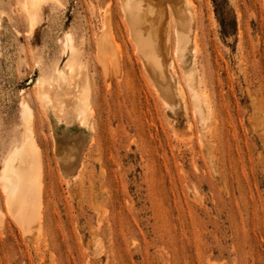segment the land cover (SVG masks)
<instances>
[{"label": "rangeland", "instance_id": "obj_1", "mask_svg": "<svg viewBox=\"0 0 264 264\" xmlns=\"http://www.w3.org/2000/svg\"><path fill=\"white\" fill-rule=\"evenodd\" d=\"M190 1L203 120L175 54L183 106L164 103L122 0H45L33 35L18 0H0V167L20 143L25 100L42 216L23 230L0 187V264H264V0ZM104 16L113 52L100 60ZM67 60L87 88L85 125L72 84H61L56 117L36 95V79Z\"/></svg>", "mask_w": 264, "mask_h": 264}, {"label": "bare ground", "instance_id": "obj_2", "mask_svg": "<svg viewBox=\"0 0 264 264\" xmlns=\"http://www.w3.org/2000/svg\"><path fill=\"white\" fill-rule=\"evenodd\" d=\"M140 1L122 0V11H124L123 16L130 28L128 30L132 31L131 35L137 45V49L141 53L143 64L150 78L156 85V89H158L159 95L167 107L171 105L173 107H180L182 105L180 101L184 98L182 97V93L183 85L185 84L192 98L194 109L200 119L203 120L206 116V97L204 99V96L199 94L197 90L196 82L198 79L194 70L195 68H193L194 59L191 56L193 44L190 41L193 39L191 35L189 37L192 31L190 33L191 29L188 28V30L185 24L188 17H192L193 20V16H190L186 6V1L188 2V0H170L169 2L167 0L164 2L165 4L167 2L171 3L169 5L173 8L170 10L173 11L174 18H172L174 19V23H172L169 8H166L165 4L157 3V5H150L148 0L147 2L145 0V3L143 2L146 5L145 8V5L141 1L145 8L143 10V5L140 4ZM43 2L45 3V0H18L26 20L27 33L29 35H33L37 28L38 12ZM135 20L139 21L142 28L139 23V25L134 23V28L133 22ZM187 23L189 25V22ZM191 23L193 22H190V25H192ZM101 26L102 30L96 37V53L100 57V60L113 52V46L110 42V35L112 33L110 34L109 22L106 16L102 18ZM131 35L129 34V36ZM171 35L175 37V42L172 53L169 54L168 45L170 44ZM72 41V35L67 32L63 46L70 56L74 53ZM190 44H192V48ZM174 54L181 64L180 67L182 69L184 84L176 76L173 60ZM65 69L66 72L62 68L57 67L54 70V77H38L34 83L36 95L41 103L46 106L50 117H56L55 113L59 115L64 109L63 99L59 96L61 84L63 82L72 84L74 87L73 100L71 101L73 114L80 125H85V115L88 109L87 88L85 85L80 84L79 86H75L76 80L74 77L76 73L74 72L75 67L72 62L67 60ZM20 105V113L22 115L21 140L19 145L12 146L13 148L9 149L2 160L0 167V187L4 193L6 205L14 219L23 230L32 231L34 228L40 229L42 222L40 211L41 202L37 191L38 177H36V175L38 176L36 174L38 160L35 150V140H33L35 128L32 122V116L34 115H32V108L27 101H21ZM206 107L208 108L209 106ZM175 109L172 110L174 111Z\"/></svg>", "mask_w": 264, "mask_h": 264}]
</instances>
